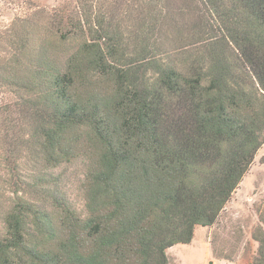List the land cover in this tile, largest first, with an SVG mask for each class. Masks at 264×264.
<instances>
[{"label":"trees","instance_id":"trees-1","mask_svg":"<svg viewBox=\"0 0 264 264\" xmlns=\"http://www.w3.org/2000/svg\"><path fill=\"white\" fill-rule=\"evenodd\" d=\"M28 3L0 30V264H171L264 145V0ZM78 157L82 208L51 173Z\"/></svg>","mask_w":264,"mask_h":264},{"label":"rangeland","instance_id":"rangeland-1","mask_svg":"<svg viewBox=\"0 0 264 264\" xmlns=\"http://www.w3.org/2000/svg\"><path fill=\"white\" fill-rule=\"evenodd\" d=\"M29 0H0V30L9 26L18 16L32 12ZM39 7L52 9L65 0H33ZM87 160L78 157L51 170L56 176L58 194L82 208V183L87 169ZM264 207V145L259 150L249 172L243 178L233 198L222 212L217 224L212 227L198 226L195 239L189 244H176L168 249L171 264H249L247 252H255L258 242L252 237V229L258 223L257 206ZM243 233L240 243L236 242ZM216 248L225 254L236 251L234 261L219 259L214 255L212 239Z\"/></svg>","mask_w":264,"mask_h":264},{"label":"crops","instance_id":"crops-1","mask_svg":"<svg viewBox=\"0 0 264 264\" xmlns=\"http://www.w3.org/2000/svg\"><path fill=\"white\" fill-rule=\"evenodd\" d=\"M194 239H195V237H194ZM194 239H193V241H194ZM191 243H192V242H191ZM174 246H175V245H174ZM172 247H173V246H172ZM172 247H171V248H172ZM171 248H169V249H171Z\"/></svg>","mask_w":264,"mask_h":264}]
</instances>
